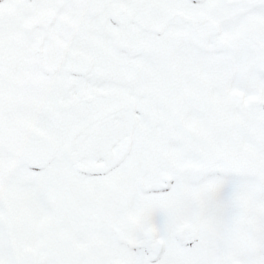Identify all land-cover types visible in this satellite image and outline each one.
<instances>
[{"label":"snow or ice","instance_id":"1","mask_svg":"<svg viewBox=\"0 0 264 264\" xmlns=\"http://www.w3.org/2000/svg\"><path fill=\"white\" fill-rule=\"evenodd\" d=\"M0 264H264V0H0Z\"/></svg>","mask_w":264,"mask_h":264}]
</instances>
